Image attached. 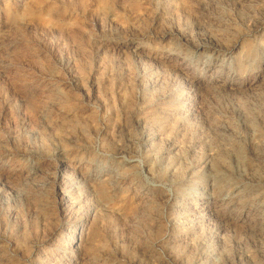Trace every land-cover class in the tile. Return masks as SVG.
<instances>
[{"label":"rangeland","instance_id":"374dc122","mask_svg":"<svg viewBox=\"0 0 264 264\" xmlns=\"http://www.w3.org/2000/svg\"><path fill=\"white\" fill-rule=\"evenodd\" d=\"M0 264H264V0H0Z\"/></svg>","mask_w":264,"mask_h":264}]
</instances>
